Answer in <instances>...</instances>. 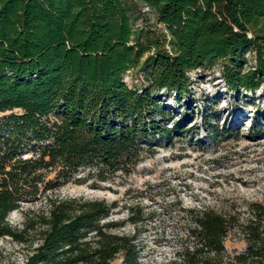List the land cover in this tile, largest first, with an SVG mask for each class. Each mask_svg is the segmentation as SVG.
<instances>
[{"label":"trees","instance_id":"trees-1","mask_svg":"<svg viewBox=\"0 0 264 264\" xmlns=\"http://www.w3.org/2000/svg\"><path fill=\"white\" fill-rule=\"evenodd\" d=\"M152 11L168 38L133 25ZM263 51L264 0H0V238L26 248L18 264H138L143 215L128 206L118 221L117 201L54 191L129 175L157 139L183 131L160 92L183 98L192 69L220 61L231 91L253 93L264 83ZM138 66L147 81L131 88L123 77ZM40 199L45 207L22 228L9 220ZM181 211L167 264H264V204L243 218ZM126 221L133 230L116 231ZM231 232L241 250L226 249Z\"/></svg>","mask_w":264,"mask_h":264},{"label":"rangeland","instance_id":"rangeland-1","mask_svg":"<svg viewBox=\"0 0 264 264\" xmlns=\"http://www.w3.org/2000/svg\"><path fill=\"white\" fill-rule=\"evenodd\" d=\"M133 25L169 37L153 11L139 13ZM245 57L244 67L253 66V52L245 53ZM220 67L217 61L190 70L189 93L183 98L160 92L169 115L185 129L178 135L157 139L152 152L144 153L129 175L115 176L97 187L91 184V178L70 181L54 191L60 196L117 201L111 217L118 221L126 220L128 206L143 215L138 264H167L172 259L177 233L184 225L182 208L208 207L243 218L251 203L264 204V83L253 93L231 91ZM146 76L145 68L138 66L123 78L129 87L141 88ZM169 115L166 118L170 122ZM44 207V199L25 202L8 218L22 228ZM132 230V224L126 221L116 231ZM224 245L228 251L241 250L244 242L231 232ZM25 252L21 243L8 236L0 238V264L21 263ZM120 261L117 258L111 264Z\"/></svg>","mask_w":264,"mask_h":264},{"label":"built area","instance_id":"built-area-1","mask_svg":"<svg viewBox=\"0 0 264 264\" xmlns=\"http://www.w3.org/2000/svg\"><path fill=\"white\" fill-rule=\"evenodd\" d=\"M143 10L144 11H148V7L147 6H144Z\"/></svg>","mask_w":264,"mask_h":264}]
</instances>
